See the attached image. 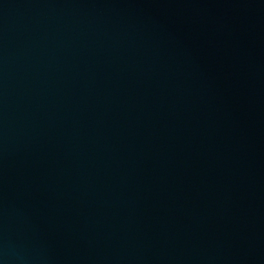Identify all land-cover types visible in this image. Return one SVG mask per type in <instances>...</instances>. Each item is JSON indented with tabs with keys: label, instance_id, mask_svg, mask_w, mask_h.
Returning a JSON list of instances; mask_svg holds the SVG:
<instances>
[{
	"label": "water",
	"instance_id": "95a60500",
	"mask_svg": "<svg viewBox=\"0 0 264 264\" xmlns=\"http://www.w3.org/2000/svg\"><path fill=\"white\" fill-rule=\"evenodd\" d=\"M0 264H264V0H0Z\"/></svg>",
	"mask_w": 264,
	"mask_h": 264
}]
</instances>
